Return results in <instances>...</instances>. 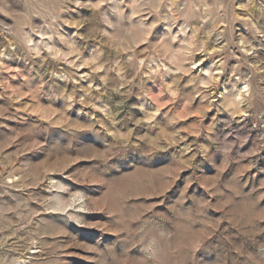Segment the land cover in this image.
<instances>
[{"label":"rangeland","instance_id":"374dc122","mask_svg":"<svg viewBox=\"0 0 264 264\" xmlns=\"http://www.w3.org/2000/svg\"><path fill=\"white\" fill-rule=\"evenodd\" d=\"M0 264H264V0H0Z\"/></svg>","mask_w":264,"mask_h":264}]
</instances>
